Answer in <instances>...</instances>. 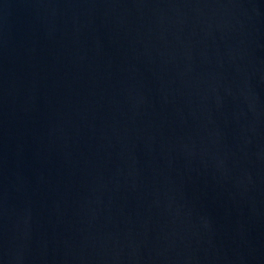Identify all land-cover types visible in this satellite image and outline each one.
Instances as JSON below:
<instances>
[{"label": "water", "instance_id": "95a60500", "mask_svg": "<svg viewBox=\"0 0 264 264\" xmlns=\"http://www.w3.org/2000/svg\"><path fill=\"white\" fill-rule=\"evenodd\" d=\"M0 264H264V0H0Z\"/></svg>", "mask_w": 264, "mask_h": 264}]
</instances>
